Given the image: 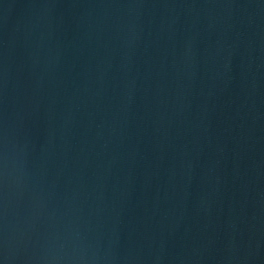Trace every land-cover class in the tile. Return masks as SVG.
<instances>
[{"label":"water","instance_id":"95a60500","mask_svg":"<svg viewBox=\"0 0 264 264\" xmlns=\"http://www.w3.org/2000/svg\"><path fill=\"white\" fill-rule=\"evenodd\" d=\"M0 264H264V0H0Z\"/></svg>","mask_w":264,"mask_h":264}]
</instances>
